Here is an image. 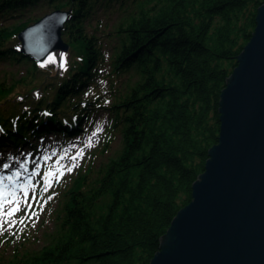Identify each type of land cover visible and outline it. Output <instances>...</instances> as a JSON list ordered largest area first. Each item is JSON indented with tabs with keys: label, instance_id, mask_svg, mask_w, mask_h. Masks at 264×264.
Instances as JSON below:
<instances>
[{
	"label": "trees",
	"instance_id": "1",
	"mask_svg": "<svg viewBox=\"0 0 264 264\" xmlns=\"http://www.w3.org/2000/svg\"><path fill=\"white\" fill-rule=\"evenodd\" d=\"M263 3L0 0L1 15L69 10L63 35L74 54L61 76L40 81V63L8 46L34 19L0 27V59L27 64L25 75L0 78V146L47 132L68 139L100 110L109 114V133L122 134L115 155L75 177L49 242L0 264H151L218 142L220 96ZM103 11L119 14L105 33L113 38L109 56L100 36L106 23L97 16ZM20 87L28 90L21 109ZM39 89L43 94L33 98Z\"/></svg>",
	"mask_w": 264,
	"mask_h": 264
},
{
	"label": "water",
	"instance_id": "2",
	"mask_svg": "<svg viewBox=\"0 0 264 264\" xmlns=\"http://www.w3.org/2000/svg\"><path fill=\"white\" fill-rule=\"evenodd\" d=\"M69 10H54L18 34L37 61L68 51ZM220 96V134L205 170L162 236L151 264H264V3Z\"/></svg>",
	"mask_w": 264,
	"mask_h": 264
},
{
	"label": "rangeland",
	"instance_id": "3",
	"mask_svg": "<svg viewBox=\"0 0 264 264\" xmlns=\"http://www.w3.org/2000/svg\"><path fill=\"white\" fill-rule=\"evenodd\" d=\"M54 11V10H53ZM52 12L47 8H28L22 14L10 12L6 15L0 14V27L9 28L14 24L25 22L31 17L36 20ZM110 11L98 12L103 23L108 24L101 28L100 32L103 51L107 56L110 55V46L113 42L112 37H107L106 32H110L113 24L119 19V14H107ZM94 25H97L95 20ZM8 46L21 48L22 42L17 39L9 41ZM18 49V50H19ZM74 60V54L70 51L56 50L40 63L43 76H39L40 81L46 77V81L51 78L48 75L52 73L63 74L64 70ZM106 66V64H104ZM108 65L106 66V70ZM27 64H13L9 60L0 59V78L5 75L20 77L25 75ZM10 78V76H9ZM107 80L101 81L103 86ZM21 96L16 100L21 101L20 109L27 104V88H19ZM42 89L36 90L31 95L33 98L41 96ZM29 97V96H28ZM109 114L100 110L93 113L85 119L83 130L75 138L64 139L63 135L56 132H47L46 134L34 135L27 143L7 142L6 145L0 146V176H13V180L5 179L3 188L5 191L15 190L16 196L21 197L22 190L20 184H24L30 179L32 188L28 189L30 208L21 200V210L12 217L0 216V258L10 260L17 254L27 251L40 249L49 242L53 231L56 228V211L64 201L67 190L71 187L73 180L81 170H85L91 162L95 165L107 161L110 156L115 155L122 147V134L109 133ZM0 131L3 133L4 128ZM113 136L111 148L104 151L108 144V139ZM79 153V155H77ZM75 157V159H73ZM58 162V164H57ZM8 164V168L3 165ZM24 167H21V165ZM62 170L63 174L59 179L52 178L51 186L44 190L43 175L49 169ZM71 168V171L67 169ZM35 169V173L34 170ZM19 171L20 176L16 177L15 172ZM35 195V199H33ZM9 206H5L6 210Z\"/></svg>",
	"mask_w": 264,
	"mask_h": 264
},
{
	"label": "snow or ice",
	"instance_id": "4",
	"mask_svg": "<svg viewBox=\"0 0 264 264\" xmlns=\"http://www.w3.org/2000/svg\"><path fill=\"white\" fill-rule=\"evenodd\" d=\"M79 155V153L77 154ZM73 159H75V157H73ZM58 164V162H57ZM4 168H8L9 165L8 164H4L3 165ZM21 167H24V165L22 164ZM35 173V169L33 170ZM67 171H71V168L67 169ZM63 174L62 170H60L59 168L53 170V169H49L48 172L44 173L42 179H43V183H44V190L46 191L48 187L51 186V181L52 178L55 179H59V177ZM16 177L20 176V172L17 171L14 174ZM7 179L9 181L13 180V176H0V216L3 217H12L15 215V213L19 212L21 210V200L23 201V203L25 205H27L29 208L32 206L29 203V198H28V189L32 188V184L29 183H24V184H20L19 188L22 190V194L21 197H17L16 196V192L15 190H11V191H5L4 188L2 187L3 185V181ZM33 199H35V195H33L32 197ZM9 206L6 210L5 206ZM2 226V225H0Z\"/></svg>",
	"mask_w": 264,
	"mask_h": 264
}]
</instances>
